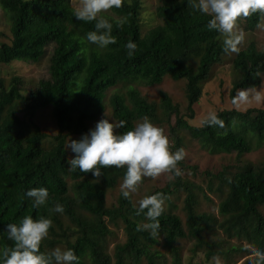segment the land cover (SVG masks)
Wrapping results in <instances>:
<instances>
[{"label":"trees","instance_id":"obj_1","mask_svg":"<svg viewBox=\"0 0 264 264\" xmlns=\"http://www.w3.org/2000/svg\"><path fill=\"white\" fill-rule=\"evenodd\" d=\"M196 0H157L155 16L159 24L145 28L142 23L141 0H124L120 8L101 13L112 23L116 43L105 48L81 39L95 30V21L76 20L71 0H0V10L8 22L10 41L0 43V65L13 62L38 63L52 47L49 58V78L25 89L19 77H0V247L12 246L5 231L8 223H16L25 215L34 219L50 217L53 226L41 242V251L57 246L74 249L79 264H163V256L150 247L162 239L172 264H180L177 242L193 240L191 252L205 251L206 258L220 255L228 261L235 253L250 256L264 249V160L246 163L233 173L220 171L218 181L221 200L220 220L210 215L196 214L195 186L172 177L161 192L166 200L175 192L185 193L184 229L180 218L163 210L160 228L152 236L143 229L147 222L143 214L136 215L139 205L120 195L116 204L106 206V193L123 179L125 169L102 168L100 177L91 171L80 173L69 168L66 141L69 136L88 132V125L105 110L106 92L120 85L108 100L114 121L124 120L123 133L131 130L141 117L153 123L169 126L173 151L182 147L177 130L187 132L201 149L211 154L235 153L237 157L264 147V108H231L216 114L223 126L201 123L195 127L187 119L194 117L193 106L202 95V84L215 65H222L229 52L224 51L223 36L207 27L209 15L193 5ZM243 20L247 31H254L264 21V15L251 14ZM1 35V33H0ZM132 40L137 48L132 56L124 45ZM236 78L232 81L229 99L236 101V92L256 88L264 73V52L254 42L236 52L232 60ZM165 77L185 81L186 118L179 115L178 106L160 93V103H148L135 85L158 86ZM50 109L57 134L48 137L34 123L35 115ZM159 110V112H158ZM49 138L50 140L46 141ZM78 139V140H79ZM179 168L195 167L178 163ZM33 187H45L49 200L33 208L24 193ZM56 203L63 212L52 209ZM146 211V210H145ZM67 220V223L64 222ZM123 226L125 241L114 246L113 255L106 253L108 225ZM214 223L226 237L236 238L238 245L216 249L214 241L206 240L205 232ZM140 226V230H138ZM245 244V246H244ZM219 247V245H217ZM254 256L242 264H250Z\"/></svg>","mask_w":264,"mask_h":264},{"label":"clouds","instance_id":"obj_2","mask_svg":"<svg viewBox=\"0 0 264 264\" xmlns=\"http://www.w3.org/2000/svg\"><path fill=\"white\" fill-rule=\"evenodd\" d=\"M123 3L124 0H81L73 13L75 19L95 21V30L87 32L81 39L100 48L115 44L112 23L101 13L120 8ZM193 6L210 16L207 27L223 36L225 52L239 50L238 45L244 36L238 23L240 18L257 13L264 15V0H196ZM124 47L127 54L132 56L137 44L129 40ZM248 92V89L240 90L239 99L247 100ZM254 98L258 102L264 100L259 91ZM203 123L223 126V121L215 112H209ZM125 124L124 120L110 122L102 118L79 140H71L67 147L74 155L67 161L69 168L73 171L78 169L80 173L91 171L94 177L102 175V168H124L120 188L121 195L126 199L137 192L145 177L155 178L164 173L178 177L182 174L178 163L184 159L185 150L182 147L171 150L169 137L162 127L155 125L148 116H143L131 130L123 133L115 131L124 128ZM24 196L31 200L33 208H39L49 200V191L45 187H33ZM166 198L164 193L156 192L145 195L138 202L136 215H144L147 222L142 227L152 236L160 228L159 217L163 213ZM52 210L62 213L63 206L56 203ZM52 226L50 217L34 219L31 215L23 216L16 223H8L5 231L13 244L0 247V264H79V257L72 248L57 246L47 252L40 250L41 242L48 237ZM253 256L250 264H264V249L254 250Z\"/></svg>","mask_w":264,"mask_h":264},{"label":"rangeland","instance_id":"obj_3","mask_svg":"<svg viewBox=\"0 0 264 264\" xmlns=\"http://www.w3.org/2000/svg\"><path fill=\"white\" fill-rule=\"evenodd\" d=\"M143 11L141 13L142 23L145 28H149L159 24V20L155 16V8L157 6V0H141ZM81 0H71V6L76 10L80 6ZM239 27L243 31V40L238 45V49H244L249 42H254L258 50L264 52V21L254 31H247L245 29V22L241 20ZM0 43H9L10 33L8 22L4 18L0 10ZM52 47L46 48L45 56L38 63L28 62H13L9 65H0V77L6 80L12 77H19L23 82L25 89L33 88L40 80H46L49 78V58ZM238 50V51H239ZM236 52H229L225 56L222 65H215L210 70L208 79L202 84V95L193 106L194 117L187 119L186 100H185V81H173L169 77H165L162 83L158 86H144L135 85L140 91V94L144 96L148 103H154L157 106L160 103V93H165L172 101L174 105L178 106L179 115L185 117L188 123L192 126L198 127L209 112L217 113L220 110H228L235 108L240 111H244L247 108H264V100L260 102L255 100L256 92L259 91L264 96V73L260 75V84L256 88H249L247 100H240L238 92H236V101L232 103L229 99V91L232 85V81L236 78V73L232 68V60ZM114 91H120V85L111 88L106 92L105 96V110L104 113L94 122L89 123L88 131L95 127L97 121L102 118L113 120L111 115V108L108 105L110 95ZM159 112V110H158ZM34 123L39 130L46 134L48 137L57 134V127L51 116L50 109L39 111L34 117ZM137 124V123H136ZM164 129L165 134L169 137L170 148L173 150V139L169 132V126L175 125V118L172 116L169 123L162 121V123H154ZM116 131V130H115ZM178 137L182 140V148L185 150V157L182 160L184 165L195 167L194 173L189 168H179L181 170V177L183 180L192 183L194 193L196 194L195 213L205 214L215 217L220 220L218 215V204L221 200L220 190L218 189V181L214 176L220 171L226 170L227 173H233L238 168L246 163H257L264 160V147L252 151L251 153L244 154L237 157L235 153L230 154H211L199 147V145L192 140L187 132L183 130H177ZM78 136H69L66 141L67 157L70 159L74 154L71 149L67 147L71 140H78ZM50 139L47 138L45 143ZM172 175L170 173L161 174L158 177H145L142 179L136 193L130 194L132 203L137 206L139 200L145 195L156 189H162L165 185L171 181ZM123 179L119 180L115 187L111 188L106 193V206L110 207L116 204L118 197L121 195L120 185ZM185 193L182 191L172 194L167 201L164 202L163 209L165 211H171L177 215L184 229H186L185 222L186 216L183 211V200ZM260 211L264 217V208H260ZM67 223V220L64 219ZM211 229L205 232L206 240L214 241L216 249L221 251L230 245H238L240 241L236 238L226 239L222 231L218 229L216 224L212 223ZM111 234L106 238V253L110 256L113 255L114 246L121 244L125 241V235L123 226L119 223L117 226L108 225ZM241 244V243H240ZM219 245V247H217ZM245 246V244H244ZM64 248L63 246H59ZM179 249L180 264H242L245 259L253 256L251 252L250 256H243L244 254L235 253L231 255L228 261H224L220 255H214L210 258H206L205 251L198 249L196 252H191L193 247V240L183 239L177 242ZM151 251H157L162 256L161 262L163 264H172L169 253L164 249L162 245V239H159L158 244L150 247ZM141 264H146L143 260Z\"/></svg>","mask_w":264,"mask_h":264}]
</instances>
